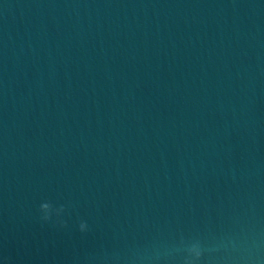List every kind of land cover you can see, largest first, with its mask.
<instances>
[{
    "label": "water",
    "instance_id": "water-1",
    "mask_svg": "<svg viewBox=\"0 0 264 264\" xmlns=\"http://www.w3.org/2000/svg\"><path fill=\"white\" fill-rule=\"evenodd\" d=\"M194 241L264 264V0H0V264Z\"/></svg>",
    "mask_w": 264,
    "mask_h": 264
},
{
    "label": "clouds",
    "instance_id": "clouds-1",
    "mask_svg": "<svg viewBox=\"0 0 264 264\" xmlns=\"http://www.w3.org/2000/svg\"><path fill=\"white\" fill-rule=\"evenodd\" d=\"M74 207L72 202L61 203L59 205L53 203L51 200L43 201L39 206L40 220L42 222H51L53 216L57 217L56 223L60 226H67V220L63 219L62 216L65 213L71 215L69 209ZM79 229L83 232L88 229L87 221L81 220L79 224ZM186 253L185 261L186 264H197L200 258L204 254V248L198 241L191 242L187 244L184 248Z\"/></svg>",
    "mask_w": 264,
    "mask_h": 264
}]
</instances>
